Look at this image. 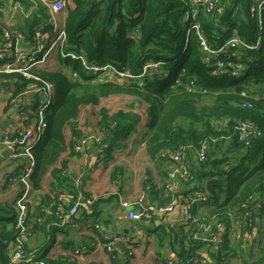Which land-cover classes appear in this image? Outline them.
Segmentation results:
<instances>
[{"label":"trees","instance_id":"obj_1","mask_svg":"<svg viewBox=\"0 0 264 264\" xmlns=\"http://www.w3.org/2000/svg\"><path fill=\"white\" fill-rule=\"evenodd\" d=\"M14 1L30 5L27 0ZM255 2L218 0L214 10L206 12L199 8L194 18L188 15L191 0H66L60 12L64 19L59 26L66 32L67 45L52 52L56 55L54 65L49 64L48 58L30 70L50 82L54 89V99L45 114L47 127L31 149L35 164L30 177L32 194L34 190H43L45 178L50 175L51 193L41 195L40 203L44 207L40 213L35 212L30 194L22 231L18 226L16 202L23 185L13 178L24 169L25 159L13 158L18 167L8 172L5 179L7 184L17 186L18 192L12 199L0 200V264H10L19 238L24 239L25 254L14 264H74L75 258L94 251L95 244L103 239L106 234L103 230L85 242L77 243L70 237V231L80 223L79 214L81 220H87L86 230L97 231L101 216L97 208L103 199L75 187L79 177L70 172L64 155L77 154L74 147L85 135L81 124L83 109L95 108L102 98L113 95L131 96L136 104L131 103L127 109L111 111L102 107L98 111L96 127L104 136L98 145L109 160L116 147L135 132L144 113L148 116L146 151L157 166L171 162V156L181 148H186L188 153L207 146V160L200 162L197 158V169L190 171L189 179L197 180L199 185L194 188L197 192L194 199H189L191 218L175 234L180 243L189 241V247H183L177 256L198 254L196 248L201 242L193 238L196 223L214 224L211 234L218 237L219 226L226 232L218 238L221 242L215 264H226L227 253L234 251L227 237L231 226L237 223L251 229L261 216L257 209L264 212V9L262 16L253 14L251 8ZM2 8L0 2V18ZM33 14L25 29L17 27L32 44L36 29L53 28L52 14L46 4ZM196 24L206 46L214 53L204 49ZM6 27L0 19V49H4ZM234 36L253 47L225 46ZM221 48L222 51H217ZM64 51L83 55L87 63L113 65L133 75L141 74L149 61L162 65L153 74L148 72L139 79L97 82L82 60L65 56ZM218 60L224 63L221 69L215 65ZM75 72L77 77L73 75ZM32 83H35L33 78L21 73L0 72V94L4 90L10 96L8 106L15 107L21 117L16 131H24L35 118L32 111L38 106L39 93L31 97L23 95ZM15 98L17 101L11 103ZM26 99L32 104L29 107ZM140 106L145 107L143 112L138 110ZM27 110L29 114L25 118L23 112ZM242 122L252 124L259 134L242 139L239 130ZM120 172L121 168L117 167L113 176ZM163 177V186L153 187L150 202L156 200L164 205L173 196L180 199L176 191L166 189L167 175ZM208 180L215 181L212 190L205 185ZM202 192L207 194L206 199L200 197ZM80 195L93 197V205L80 208L76 215L64 221V214ZM200 207L209 209L203 214ZM186 226L190 227L187 231ZM61 235L65 238L61 244L70 254L53 258L51 251ZM30 241L35 244L30 246ZM257 244L264 259L262 229ZM109 253L112 264L130 263V252L123 263L115 249Z\"/></svg>","mask_w":264,"mask_h":264},{"label":"crops","instance_id":"obj_2","mask_svg":"<svg viewBox=\"0 0 264 264\" xmlns=\"http://www.w3.org/2000/svg\"><path fill=\"white\" fill-rule=\"evenodd\" d=\"M11 1L25 5V3L19 1ZM5 2L6 0H2L3 7ZM57 18L60 24L64 19L63 14L59 13ZM0 19L6 26L8 24V28L16 26L20 29H25V24L28 21L26 20L25 24L20 26L16 24L13 18L6 22L5 13H2V18ZM3 47H5L4 43ZM22 47L30 50L32 42L27 38L23 42ZM8 97V95L0 94V132L5 130L13 131L21 125V117L17 109L13 106H8ZM26 101L29 103V99H26ZM142 115L143 118L135 132L124 144L116 147L112 159L109 160L103 154L102 148L96 142L90 143L81 154L73 155L67 152L64 155V158L69 161L70 172L80 178L74 183L75 187L89 192L92 196L103 199L97 208L101 212L96 226L97 231H94V233L86 230L84 225L87 220L86 222L81 220V215L79 214L80 223L76 225L74 230L70 231V237L76 239L78 243L87 241L89 237L96 238L102 230L110 234H119L122 237L120 242H123L124 245L121 248V243L117 242L115 244V252L123 258L121 263L125 262L124 259L127 257V253L131 252L129 264H167L166 261L177 256L183 247H189V241H185L182 244L179 240L177 241L175 236L178 228L185 223L184 207L179 205L168 213L153 212L150 217L142 220H133L127 217V210L122 206L123 200L136 201L141 197H144L146 202H150L149 199L152 197L153 187L160 189L163 186V176L167 175L168 170L172 166L171 162L157 166L148 155L146 151L148 116L145 113ZM185 162L189 171L191 169L195 171L198 162L197 152L191 149L185 156ZM17 167V161L10 156L7 147L0 142V199L3 197L8 199L7 194H11L10 198L12 199L18 192V187L7 184L5 179L6 174ZM117 167L121 168V172L114 177L113 174ZM162 173L166 174L163 175ZM51 179V176L47 175L43 190H34L31 194L32 202L35 208L39 207L40 212L44 207L40 203V197L43 194L51 193ZM198 185L197 180L179 177L176 180L175 190L183 202L189 201V199H194L197 194L194 188ZM194 202L192 201V203ZM206 209L209 208L200 207L199 212L204 214ZM258 213H261V216L256 218L255 227L249 229L247 226L234 223L229 229L227 237L230 241L229 245L234 251L227 253L226 264H254L258 262L264 264V259H262L257 248L259 231L261 229L264 230V212L262 213L260 210ZM209 220L212 221V219ZM91 221L92 219H89V222ZM213 226L214 224L196 223L195 227L198 229V233H196L197 229L193 233L194 240H200L201 242L199 247L196 248V252L208 264H215V254L219 246L218 238L226 233L224 228L218 225V237H216V234H211ZM185 228V231L190 229L189 226ZM63 239L65 240L64 236H59V243L51 251V257L55 258L70 254V251L65 250L61 244ZM194 240L191 242L193 246L195 244ZM34 244L35 241L29 242L30 246ZM73 261L74 264H90L93 262L112 264L111 253L103 249L91 251L86 255L75 258Z\"/></svg>","mask_w":264,"mask_h":264},{"label":"built area","instance_id":"obj_3","mask_svg":"<svg viewBox=\"0 0 264 264\" xmlns=\"http://www.w3.org/2000/svg\"><path fill=\"white\" fill-rule=\"evenodd\" d=\"M48 6L50 13L52 14L53 28L51 31H43L41 29H36L33 36V44L30 50H26L22 47L23 42L26 41V36L16 27H6L4 29V49H0V61L5 60L0 64V72H18L27 78H33L35 83L29 85V88L24 92V96H34L32 94L39 93L40 98H38V106L32 111V114H36L35 118L30 121L29 126L24 131L16 130H5L0 132V142L3 143L7 150L10 153L12 158H24V169L21 173L13 178L14 181L19 180L23 185L22 192L17 199L16 208L18 213V226H23L26 215L28 212L27 202L30 198L32 185H31V174L34 167V157L32 154V147L39 140L43 132L47 127V122L45 119V114L50 107L53 96L54 89L53 85L42 80L40 77L33 75L30 70L35 66L41 65L47 61L52 52L59 48L67 45V35L63 28L59 26V20L57 15L62 11L66 5V0H43ZM218 0H191V8L189 14H192L196 18L199 8H203L206 12H211L215 9ZM264 9V0H256L255 4L252 6L251 11L253 14L262 16V11ZM261 23V22H260ZM197 30L199 29V24L195 25ZM200 39L204 44V49L208 52L214 53L215 51L210 50L206 44L202 34L198 30ZM225 46L231 47H253V45L246 43L237 36L232 37L228 40ZM224 48V47H223ZM223 48L217 50L222 51ZM63 55L70 56L73 59L82 60L85 68L92 74L95 75V80L98 82H124L129 79H139L145 76L146 73L150 72L153 74L154 71L161 69L162 62H153L149 61L145 64L143 72L139 75H133L129 71L119 70L113 65L105 64L98 65L96 63H87L83 55L77 54L75 52L64 51ZM215 65L218 68H222L224 63L220 60L215 62ZM237 71L235 70L234 73ZM77 77V73L73 74ZM39 81L40 83H36ZM1 94H5L2 90ZM9 96V95H8ZM10 97V96H9ZM8 97V98H9ZM28 97V98H29ZM18 98L12 99L11 103H15ZM23 100V99H22ZM26 101V100H25ZM26 105L29 107L31 102H26ZM23 114L26 115L27 111H24ZM239 130L241 131L242 139H247L251 134L258 135L259 132L255 130L252 124L248 122L240 123ZM258 133V134H257ZM96 136V135H95ZM92 135L83 136L77 140V143L74 147L75 153H83L87 146L89 145ZM207 146L203 145L199 151H197V158L200 162H205L207 160ZM186 148H181L178 152L174 153L171 156V164L168 174L165 187L169 191H176V180L179 177L189 178L190 171L186 166L185 156ZM80 178L77 179V181ZM200 197L204 199L207 198V194L202 192ZM94 203L93 197H84L78 196L73 205L68 209L64 214V221L72 218L76 215L80 208L92 206ZM182 205L184 207L185 222L191 218L190 213V203L189 201H184L179 199L177 196H173L171 201L167 204L160 205L156 200L153 202H146L144 197L136 201L123 200L122 206L127 210L126 215L128 218L133 220H142L143 218L150 217L153 212L159 213H168L173 211L177 206ZM22 231L24 228L22 227ZM240 238V236H238ZM122 240V237L119 234H103V239L98 241L95 244V250L103 249L107 251H113L115 249V244ZM221 242V239H218V243ZM24 239L19 238L14 247L13 254L11 256L10 264L17 263L24 258ZM131 254V252H130ZM167 264H208L206 260L200 257L198 254L190 255L186 258H181L175 256L173 259L167 260Z\"/></svg>","mask_w":264,"mask_h":264},{"label":"rangeland","instance_id":"obj_4","mask_svg":"<svg viewBox=\"0 0 264 264\" xmlns=\"http://www.w3.org/2000/svg\"><path fill=\"white\" fill-rule=\"evenodd\" d=\"M2 4V0H0ZM30 2V7L21 4V3H13L11 0H6L5 6L2 8V12L5 13L6 22H9L10 18H13L18 26L25 24L26 20L31 19L33 17V13L37 11L40 6H44L45 2L43 0H28ZM61 15V14H60ZM10 17V18H9ZM8 26V24H7ZM9 27V26H8ZM56 55L51 54L49 57V64H55ZM98 82V81H97ZM131 103L136 104V100L128 95H113L110 97H104L101 99L100 105L97 107L87 106L83 109L81 124L83 125V130L85 136L92 135L90 143L96 142L101 143L103 133L99 132L96 123L98 122V111L100 108L105 107L110 109L111 111H115L120 108L127 109L129 108ZM10 108V107H8ZM145 107L140 106L138 108L139 111L143 112ZM92 129V130H91ZM94 133V134H93ZM96 135V136H95ZM89 143V144H90ZM8 198L11 197V194H7ZM0 200H7L6 197H3Z\"/></svg>","mask_w":264,"mask_h":264},{"label":"water","instance_id":"obj_5","mask_svg":"<svg viewBox=\"0 0 264 264\" xmlns=\"http://www.w3.org/2000/svg\"><path fill=\"white\" fill-rule=\"evenodd\" d=\"M214 184H215V181H214V180H208L207 183H206L207 189H208V190H212ZM35 210H36V212H38V213L40 212L39 207H36ZM257 211L259 212L260 209H257ZM120 243H121V244H120ZM119 244H120L121 248H123V245H124L123 242H120V241H119Z\"/></svg>","mask_w":264,"mask_h":264}]
</instances>
